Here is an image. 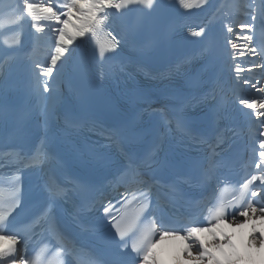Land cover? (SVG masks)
Wrapping results in <instances>:
<instances>
[{
	"label": "snow or ice",
	"instance_id": "1",
	"mask_svg": "<svg viewBox=\"0 0 264 264\" xmlns=\"http://www.w3.org/2000/svg\"><path fill=\"white\" fill-rule=\"evenodd\" d=\"M178 3L184 9H191L204 5L206 0H178ZM260 3L264 5V0H260ZM137 5L152 9L154 0H64L62 4L55 7L50 3H34L30 0H23V6L19 9L21 14L15 15L13 13L8 18V23L19 24L26 14V17L34 22L32 26L36 32H44L46 27L44 22H48L49 29L53 33L54 46L50 47V59L46 61V66H42L40 63L35 65L34 71L38 73L36 75L38 85L43 78L55 79L54 70L57 74L60 73L65 61L71 55V46L74 42H82L81 38L94 41L101 57H105L106 53L114 54L128 35L137 29L138 25L130 26L127 31L122 30L119 25L115 24L109 10L114 9L116 13L122 14L121 10L132 11V7ZM257 19H260L261 23L264 24V9H261L259 14L254 12L251 17L252 22L240 24V29L251 32ZM0 27H4L3 20H0ZM108 28L112 30L106 32ZM226 31L232 34L233 28L226 26ZM204 33L205 29L200 28L199 31L192 32L191 35L203 36ZM243 39L245 41L243 47L256 55V47H247L248 43L253 41V36L247 35ZM5 43L10 46L19 44V36H13L7 39ZM227 43L230 44L233 52L241 47L231 40H228ZM260 48V54L264 55V45ZM202 54L208 55L209 50H202ZM240 55H244V53L241 52ZM256 67L264 71V65H252V68ZM252 68L247 71L250 72ZM244 72V69L236 66L235 76L237 80L242 79L241 73ZM242 82L244 84L250 83L247 79H243ZM251 87L256 88V85L252 84ZM48 90L49 84L45 80L43 91L48 92ZM257 92L264 97V87L258 88ZM239 104L252 110V114L258 118L256 123L262 129L258 135V162L255 163L259 172L245 179L239 187V194L233 195L231 200H226L223 194L217 197L214 190L209 202L215 200L216 203L209 209L208 223L205 226H198L194 221H189L193 226L187 227L186 230H165L174 229V225L166 223L163 216L152 215L154 209L148 203L147 192H139V195H132L131 198L125 194L122 197V202H118L119 208L112 204L104 207L103 211L111 221L115 235L119 238L117 244L122 245L123 248H128V241L131 240L130 247L132 252L136 253L139 264H163L156 252V246L165 237L185 241L181 251L191 264H245V261L251 258L252 249H256L258 252L264 251V227L260 228L259 231L257 229V221L264 222V204L257 207V203L264 201V119H259L264 117V98L259 100L240 99ZM253 150L255 151V149ZM28 159L36 161L39 157L33 156ZM253 188L256 190L253 191ZM49 191L53 199L61 193L57 186H50ZM134 203L137 207L132 214H129L127 209ZM19 206L20 189L18 184L13 185L8 191L0 188V264H64L65 253L71 251L66 244H61L51 257L48 256L47 249H41L31 259L25 258L27 256L26 251L18 250V244L25 249L27 247L26 236L22 233L42 226L47 219L46 213H41L26 228L18 229L15 233H8L9 218ZM230 209L232 210L230 211ZM113 211H115V215L112 214ZM148 215H152V218L148 223H144ZM225 224L234 230L231 232L226 230ZM246 226H250V230L246 236L240 235L241 245L246 250L242 251L236 242L237 232L235 230H242ZM201 233H207V238Z\"/></svg>",
	"mask_w": 264,
	"mask_h": 264
},
{
	"label": "bare ground",
	"instance_id": "2",
	"mask_svg": "<svg viewBox=\"0 0 264 264\" xmlns=\"http://www.w3.org/2000/svg\"><path fill=\"white\" fill-rule=\"evenodd\" d=\"M30 2L34 3H44V4H51V0H30ZM241 6H244V12L242 15V18L247 19L251 21V17L254 14H259L260 10L263 9V5H261L260 0H209V8L211 10L214 9V14L212 18L208 21V28L212 29L216 32H218L223 39L224 43L227 46V49L229 51V55H232L235 57L234 61V66H236L237 63L238 65L241 66L242 69H244L249 75L254 76V72L259 71L258 67L252 68V65H256V59L257 55H253L251 52L247 50L246 47H243L245 44V41L243 37L247 35H252L251 32L247 31H242L239 27L240 24H244L242 22V19L240 21H235V18L238 16L235 15V13H238V11H242L243 9ZM30 24L33 25V21L31 19L29 20ZM261 24L260 19H257L255 23ZM46 27L44 32H34L36 39L40 40V45L44 46L45 48H42V50H45L48 47H53V33L50 31L48 22H44ZM226 26H231L233 28V33L229 34L226 31ZM228 40H231L233 43H237L241 47H239L235 52L231 49L230 44L227 43ZM76 42L73 43L71 46V54L74 49ZM51 45V46H50ZM247 47H251L250 43H248ZM48 49H46V52ZM243 52L244 55H240V53ZM66 55H68L66 53ZM71 56V55H70ZM65 61L62 70L60 71L59 74H57L54 70L53 76L55 79L51 78H43L41 79L42 82H45L47 80L49 84V90L47 93L48 96H51L52 98V104L51 107H55L57 104L60 94L59 91L56 89V86L58 84H61L66 78H67V69H66V64L69 61ZM48 59H50V55L48 56ZM233 63V60H231ZM59 64V62H58ZM235 68V67H234ZM252 68V70L249 72L247 71L248 69ZM246 78V77H244ZM248 80V79H247ZM250 81V79H249ZM250 83H253L250 81ZM244 84L242 80H235L233 86H234V91L236 92L237 97L240 99H249L250 92L253 89L251 87V84ZM242 109L245 110L249 114V119L253 125H255V129L257 130V138L259 135V131L262 130L261 126L256 123L257 117H255L254 114H252V110L246 109L243 105H241ZM259 119H264V117H261ZM230 222V221H229ZM226 230L228 231H233V228H228L227 224L224 225ZM264 227V222L257 221V229L259 231L260 228ZM250 230V226H246L242 230H235L237 232V244L238 246L241 247L242 251H246L243 248V245H241L240 241V235H247ZM205 238H207V233H201ZM185 241H181L179 239L171 238V237H165L164 240L159 241L156 246V252L159 254L161 260L163 261V264H191L190 261L187 260V258L184 256L183 252L181 249L184 247ZM193 252H195V249H193ZM250 259H247L245 261V264H264V251H256V249H252L250 252Z\"/></svg>",
	"mask_w": 264,
	"mask_h": 264
}]
</instances>
